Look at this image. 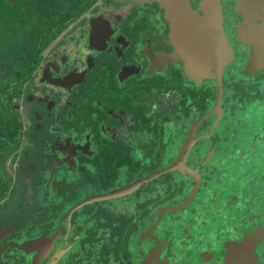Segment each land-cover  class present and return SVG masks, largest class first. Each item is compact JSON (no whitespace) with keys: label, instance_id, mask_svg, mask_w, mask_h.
Instances as JSON below:
<instances>
[{"label":"flooded vegetation","instance_id":"af4514ba","mask_svg":"<svg viewBox=\"0 0 264 264\" xmlns=\"http://www.w3.org/2000/svg\"><path fill=\"white\" fill-rule=\"evenodd\" d=\"M125 1L130 3V10L124 8L126 11L123 9L122 11L125 13L121 15L118 12L121 8L118 7L116 11L111 10V12H118L112 13L113 15L125 17L134 10L138 11V14H143L140 10L154 9L159 19L161 18L158 32L151 35L150 28L145 27L146 24L141 21L144 16L140 15L139 22L133 19L130 23L133 26L132 31L136 28L140 32L138 35L136 34L137 41L129 39L124 32L119 30L120 26H124V24L112 22L111 19L114 16H108L105 13L108 11H103L104 15L89 16L88 24H81L80 38L85 42L86 47L93 51L87 54L81 53L80 57L83 56V59L79 57L74 66L70 67V63L64 56V54H68L64 52V49H60L57 52L61 57L60 65L49 63L51 60L49 59L45 60L47 63L43 61L40 67L42 81L40 83L54 87L56 89L54 94L57 93L54 96L50 92H41L40 98L47 101V108L56 110L57 117L63 124H59L58 132H54L55 136L49 138L48 142L44 144L45 151L35 156L36 165L33 173L35 171L40 173L36 174L38 178H35L34 174L30 181L33 186L37 187V190H40L39 193L47 192L48 198L54 197V194L57 193L56 187L60 190V196L40 202V205L35 207L32 205V193L35 192V189L31 187L33 190L31 198L24 201L23 206L26 211L21 208V214H13L15 208L19 209L14 205V201H0L1 260L6 264H113V259L108 263V231L114 234V227L108 225V217L96 221L92 214L90 218V213L85 211L90 204L78 208L70 215L71 210L88 199L73 195L75 187L66 189L68 184L72 179L83 176L82 173L85 169L90 168L97 172L98 149H101V145L108 141L114 143L116 147L110 151L105 148L108 154H120L123 149L119 145L124 142L139 146L145 145L146 153L139 152L137 154H145L151 158L157 154L158 159H167L165 149L158 144L157 148L155 146L160 139V132L151 133L149 136L147 134L149 127L159 124L160 120L163 123L172 121L171 126L175 127L172 136L175 139L171 143L176 142L179 148L175 155L168 158L173 160L169 164L171 165L177 159L193 122L198 123L205 117L200 125L197 124L195 136L197 141L187 157V165L198 170L201 177V186L195 200L185 209L167 213L166 210L170 207H177L187 200L194 186V179L188 174L184 175L175 171L151 181L153 183L170 175L173 177L170 182L177 186L174 190L178 192V195L167 203L152 202L147 206V210L151 207L154 210L147 212L146 216L144 210L140 214L137 213L138 218L135 224H138V228L134 229V234L129 239L130 247H127L131 254L130 261L124 262V264H227L229 245L244 248V259L240 254L236 255V259L235 255L230 253V257L234 261L240 260L245 264V260L252 256V258L258 259L259 264H264V232L257 229L259 227L252 225L245 217L243 218L240 215L241 209L234 208L237 186L239 187L238 181L235 180H240L239 177L235 178L233 175V179L229 180H234V183H230L222 174L217 176L211 169L212 163L216 159L227 160L235 156L237 159L245 160L260 158L264 155V122L259 126V132L251 134L252 137H250L249 128L256 126L252 123L247 124L249 118L246 121L245 111H243L246 105L241 106L240 99H238V103H236L237 100H233L231 103V99L238 92L230 93L228 88V83L233 84L236 88L243 84L244 89L247 87L245 83L250 82V85L254 82L257 83L255 90L258 89L262 99L258 104H250L247 109L251 110L255 106L256 108L264 107V63L262 60L260 66L257 65L255 72L246 73L252 49L250 45L240 41V31L237 25L243 22L244 18L237 8V0H221L225 33L230 45L237 53V59L227 66L222 78V114L218 125L219 114L211 113L218 96L217 82L209 78L199 83L191 80L186 75L183 62L171 61L176 47L170 40L171 24L165 18V11L157 3L137 5L133 1ZM200 1L191 0L192 7L197 8ZM257 1L262 6L257 11L261 17L257 19V24L264 26V0ZM95 22L96 25H94ZM73 40L71 38L68 41L70 43ZM50 56L52 58L53 55ZM94 72H99V75L93 76ZM101 78H105L107 83H112V87L108 89L111 100L108 105L101 99L96 100L92 93H89L91 89H88V85L98 80L101 81ZM151 78H156L160 85L152 87L153 82L147 81ZM177 78L183 80V84L178 83ZM54 80H57L56 85L53 84ZM115 85L120 87L121 103L113 94ZM143 85L147 88H142ZM173 86L175 87L173 88ZM195 90H199L201 98L206 100V105L201 103L200 108L192 106V96ZM210 92L215 96V102L209 107ZM255 93L257 96V92ZM57 95L65 100L58 97L56 99ZM171 96H174L175 100H179L177 105H173V112H175L173 114L170 112L169 103L167 105L168 112H164V109L161 110L163 100ZM100 102L102 111L100 116L103 113L104 120H98L100 126L95 130V133L85 131L82 134L85 126H88L86 129L91 131L89 124L96 123L98 117L87 115L86 111L92 110L96 104L100 105ZM60 106L64 109V115L59 112ZM230 106L234 108L231 109L232 112ZM70 108H76V111L72 114ZM235 111L240 118L237 119V115L232 117L231 114ZM180 113L181 119L185 114V120L177 121L178 118L174 120L175 116ZM259 114L261 119L264 118L263 109ZM170 116H173L171 120ZM87 119L90 122H86ZM215 125L216 127L211 132ZM69 127H72V131L68 130ZM243 128H247L245 135L251 139L249 147L240 139L236 140L234 144V141L227 140V134H223L224 130L230 129H233L236 134ZM24 144L32 146L27 141ZM31 162L33 161L21 162L19 157L14 165L20 164L22 169H26L23 165ZM165 168L153 171L160 172ZM222 173L226 174L224 168ZM259 174H257L258 177ZM241 176L247 177V174H241ZM216 177H218V183H216ZM262 177L261 183L264 184V172H262ZM17 181L21 183L22 179H17L16 184ZM151 182L142 185L137 191L126 197L112 201L124 202L137 198V195L144 191L145 186ZM41 183L43 184L41 185ZM182 192L185 193L182 194ZM201 194L207 197V201L202 204L199 203ZM226 196L228 202L224 206V212H219L214 217L212 214L210 215L207 203L218 205L221 203L219 198H222L223 202ZM136 201H140V199L137 198ZM99 202L104 207L108 205L107 200ZM229 202L231 203L228 204ZM198 206L200 211L197 210ZM126 207L127 205H123V208ZM262 209H264V205ZM25 212H28L27 218H21ZM126 212L127 210H124L122 214ZM86 213L88 216H85ZM253 215L250 214V216ZM118 221L121 219L117 218L115 223L114 220L111 223L113 226L120 227L121 222ZM210 222L217 223L215 231L210 229L211 227L209 229L206 227ZM205 227L206 229L203 231L202 229ZM254 229H257V232H253ZM97 238H101V244L97 243ZM88 241L89 244L86 247L88 250L84 248L82 251V243ZM24 245L29 246L24 249ZM250 246L253 251L250 250ZM114 248L112 247L111 250ZM221 253H225L224 256H221ZM151 254L152 256H150Z\"/></svg>","mask_w":264,"mask_h":264},{"label":"rangeland","instance_id":"374dc122","mask_svg":"<svg viewBox=\"0 0 264 264\" xmlns=\"http://www.w3.org/2000/svg\"><path fill=\"white\" fill-rule=\"evenodd\" d=\"M123 6V8H122ZM98 10L97 13L99 15H104L102 12L104 11H108L105 12L106 14H108V16L113 15L112 13H118L121 15H124L123 13H125L124 11H122L124 8H127L130 10V3H128L125 0H100L98 2V4H96L95 6ZM93 7L90 12L83 18L79 19L76 23H74L73 25H71L65 32L63 31L62 34H60V36H58L57 41L51 46V48L46 52L45 54V60H49V63L51 64H57L60 65L61 62V57H59L57 54V52L60 49H64L65 53L68 55L64 56L67 58L68 63H70V67H73L74 64L76 63V61L79 59L81 53H89L91 50L90 48L86 47L85 42L80 38V34H81V24L82 23H87L89 22V16H93V12L94 8ZM120 7V11L118 12H111V10L116 11V8ZM126 11V9H124ZM133 10V9H132ZM143 14H138V11L134 10L131 11L130 14H128L127 16H118L116 17L115 15H113L114 17L111 19L112 22L114 23H120L124 24V26H120L119 30L121 32H124L126 37L132 40H136V34L138 35L140 32L138 29L134 28V31H132V27L130 25V23L133 21V19L137 22H139L140 20H138V17L140 15L144 16L143 18H141V21H144V24H146L145 27H149L150 30L149 32H151V35H154L158 32L159 30V25L161 23V18L159 19V17L156 15L155 10L153 9H145V10H140ZM98 16V15H97ZM133 17V18H132ZM87 19V20H85ZM85 25V24H83ZM94 25H96V22L94 23ZM79 26V27H78ZM78 27V28H77ZM136 29V31H135ZM71 38H73V42H70L68 40H70ZM57 47V50H54L53 48ZM84 49V51H83ZM54 50V51H53ZM53 51V52H52ZM54 53V54H53ZM53 55L52 58H50ZM81 59H83V56L80 57ZM45 63H47L45 61ZM83 69V67H82ZM81 69V70H82ZM99 75V72H94L93 76ZM264 78V77H263ZM148 82H153L151 85L153 87V85L155 86H159L160 83H157L156 78L155 79H149L147 80ZM54 83L57 82V80L53 81ZM177 82L183 84V80L181 81L179 78H177ZM157 83V84H156ZM255 84L257 83H253L250 85V82L245 83V85L247 87H245V89L242 87V85H239L240 87L236 88L233 84L228 83L229 85V91L230 93H237L238 91H240L239 93H241V95H243V100L240 103L241 106H245V119L246 121L249 118V121L247 124L252 123L254 124L256 127H250L248 130V134L251 136V134L255 133V132H259V126L261 124H263L264 122V118L261 119L260 117V110H264L263 108H256V106L254 108H251V110L247 109V107L249 108L250 104L256 103L258 104L259 101H261V97L262 95L258 93V89L255 90V88L257 87ZM106 85L111 88L112 87V83L110 82H106L102 81L100 82V86H105ZM39 87V86H38ZM119 86L115 85L113 86V94L115 96H117L118 101L121 103L122 102V97H121V92L119 91ZM142 88H147L145 85L142 86ZM227 88V86H226ZM117 91H114V90ZM37 90H39L37 88ZM40 90L44 91V93H48L50 92L52 95H56L54 94V91L56 92V89L52 86L49 85H41ZM257 92V96L256 93ZM59 93V92H58ZM61 94V93H60ZM238 94H236L234 96V98L231 99V103L233 102V100L236 101V96ZM101 96V95H100ZM61 98L58 95L56 96V99ZM239 97V95H238ZM63 99V98H61ZM65 100V99H63ZM105 101L110 102L111 100L109 99V95L108 97L106 96V98H104ZM164 102L161 104V110L164 109V112L167 111V105L168 103L170 104V112L171 114L175 113L173 112V105H177L179 103V100L177 101V99H174V96L168 97L166 99L163 100ZM230 103V102H229ZM100 107H101V102L100 105L96 104L95 107L90 110V111H86L87 115L91 114L93 117H97L100 116ZM61 112L62 115H64V109L62 106H60L58 108ZM234 109L231 108L230 106V110ZM70 110L72 111V114L76 111V108H70ZM237 111V108H236ZM235 112H233L232 117L236 116L237 119L240 118V116H238V114ZM168 112V111H167ZM232 112V110H231ZM181 114V113H180ZM257 114V115H256ZM85 115V114H84ZM179 114H177L178 116ZM181 118V116H179ZM171 118H173V116H170V120ZM178 118V117H177ZM252 121V122H250ZM172 121L170 122H165L163 123L162 120H160V123L156 124L155 126H150L149 127V132L147 133L148 136L153 133H159L160 132V139L158 141V143L155 144L156 148H157V144L162 147L163 149H165V153H166V158H160L158 159V155L156 154L154 158H151L149 156H146L145 154H137V153H146L145 150V145L143 146H139L136 144H129V143H121L119 146L123 149V151L120 154H116V155H112L111 153L108 154V152H104L102 154L101 159L104 161V163H102V165H98V172H95L93 169L90 170L89 169H85L82 173L83 176H81L80 178L76 179H72L71 182L68 184L69 186L66 189H70L71 187H75V191L73 193V195L75 196H81V198H86V199H90L94 196L97 195H102V194H106L109 193L113 190H117L120 189L128 184H131L137 180H140L144 177H146L147 175H149V173H154L156 171L153 170H158L161 168H165L167 167L173 160L168 159L169 157L175 155L176 151L179 148V145H177L176 142L171 143L175 138H173V133L175 127L171 126ZM170 124V127H169ZM258 127V128H257ZM247 128H243L239 130V133L235 134V131L233 129L230 130H224L223 134H227V140L229 141H234V144L236 143V140L238 141V139H240L241 141L245 142V145L249 147L250 145V141L251 139L245 135ZM58 132V130L56 131ZM238 136V137H237ZM171 143V144H170ZM34 144V143H33ZM170 144V145H169ZM244 144V143H243ZM37 145H39L37 143ZM36 146V145H33ZM26 147V146H24ZM116 147L114 145V143H111L110 141H108V150H114ZM156 148H154L156 150ZM100 151V150H99ZM105 156V157H103ZM105 159V160H104ZM38 160V158H37ZM25 161H33L29 164H24L23 166L26 167V169H22V166L19 165H14L11 167H9V174L11 175L13 181H12V185L10 186V190H12L13 188H21V185L16 184V180L21 178L22 179V183H25V187L22 189V193L26 195L27 199L31 198V193H32V189L31 187H33L35 189V192L32 193V201H33V206L38 207L40 205V202H46L49 199H56L58 197V195L60 196V190L57 189L56 187V194H54V197H47L48 193L47 192H42L39 193L40 190H37L36 186H33L31 184L30 178L33 177V175L40 173L39 171H35L33 173V171L35 170V165H36V158H29ZM97 161V160H96ZM98 163V161H97ZM38 165H40V163H38ZM225 169V173H222V169ZM211 169L213 170L214 174L219 176V175H223L227 181H229L230 183H234V180H229V179H233V175L239 177L240 180L236 179L235 181H238L239 187L237 186V198L235 199V203H234V208H238L241 209L240 210V215L244 218H246L252 225H255L257 227H259L262 232H264L263 229V225H264V209L263 205H264V184L261 183L260 178L257 176L258 173L264 172V155L263 157L260 158H248L245 160L242 159H237L235 158V156H233V158H229L227 160H222V159H216L213 163H212V167ZM40 170V169H39ZM227 170V171H226ZM33 173V174H32ZM90 174V175H89ZM241 174H247L246 176H241ZM167 177V178H166ZM221 178V176H220ZM173 177H171L170 175L165 176L164 178H162L161 180H157L154 181L153 183L151 182L149 185L145 186L144 191H142L141 193H139L137 195V198L140 199V201H136L137 198H133L132 200H127V201H108V205L106 207H104L102 205V203L100 202H96L95 204H90L86 207L87 212L90 213V218L92 217V214L95 216L96 221H100V220H104L105 218L108 217V225L110 227H114L115 231H114V235L116 236L117 239V244H116V248H114L115 253H117V249H118V254L116 257H118L117 261H113V264H124V262H129L130 261V252L128 250L129 246V239L133 236L134 234V229L138 228V224H135L138 216L137 213H141L143 210L145 211V216L147 214V212H150L152 210H154L153 207H151L149 210H147V206L150 205L152 202L154 201H158L160 200V203H167L169 202V200L175 198L178 195V192L174 190L175 188V184L171 183L170 180H172ZM216 183H218V177H216ZM106 180V181H105ZM263 180V177H262ZM252 181V184H250V182ZM31 184V185H30ZM43 183H41L42 185ZM59 184V183H58ZM57 184V185H58ZM165 187V188H163ZM217 188H219L218 186H216ZM177 188V186H176ZM174 190V191H173ZM250 191V192H249ZM185 192H182V194ZM249 194V196H248ZM228 196V195H227ZM224 198V201L222 202V198H219L220 200V204L218 205H210L209 203H207V208L209 210V214L213 215H217L219 212L223 213L224 212V206L226 205V203L228 202V197ZM9 199H5L4 201L8 200L11 201ZM159 199V200H157ZM74 200V199H73ZM200 200L201 202H199L200 204H202L203 202L207 201V197L205 195L200 196ZM14 201V205L19 207L14 209V213L13 214H21V208H23L25 211V206L22 205L21 202H18L17 200H12ZM231 202H229L228 204H230ZM123 205H127L126 208H123ZM44 205L42 204V207ZM199 208V206H198ZM124 210H127V212L125 214H122ZM197 210H201L200 208ZM129 211V214H127ZM61 212V211H60ZM28 212L23 213L21 218H27L26 214ZM254 214L253 216H250V214ZM1 214V211H0ZM131 214V217H129V215ZM132 214L133 217H132ZM85 216H88V214L86 213ZM220 216V215H219ZM262 216V217H260ZM119 218L121 219V226L117 227V226H113L112 225V221L114 220V223L116 221V219ZM206 227L209 229H212L213 231H215L216 227H217V223L216 222H210L208 223V225H206ZM203 228L202 230L204 231ZM104 228V227H103ZM257 228V229H259ZM256 229V230H257ZM209 231V230H208ZM206 231V232H208ZM255 231V229L253 230V232ZM101 238H97V243L101 244L102 242L100 241ZM106 240V239H105ZM126 241V242H125ZM89 244L88 242H83L82 243V251L88 250V248H86ZM81 245V244H80ZM120 245V247H119ZM126 245V246H125ZM100 247V245L98 246V248ZM128 247V248H127ZM125 248V250H124ZM109 251V250H108ZM113 252V254H115ZM124 253V254H122ZM203 262V261H202ZM110 263V262H109Z\"/></svg>","mask_w":264,"mask_h":264},{"label":"trees","instance_id":"16d2710c","mask_svg":"<svg viewBox=\"0 0 264 264\" xmlns=\"http://www.w3.org/2000/svg\"><path fill=\"white\" fill-rule=\"evenodd\" d=\"M99 1L0 0V201L12 198L10 200H17L23 205L27 200L26 195L22 193L25 186L17 181V186L21 185V188L10 190L13 179L8 169L11 165L14 166L19 157L23 162L45 151L44 144L55 136L54 132L59 129V124H63L57 117L56 110L47 108V101L40 98V93L44 92L40 90L43 85L40 83V67L45 54L63 31L85 17ZM98 9L94 8V15L98 14ZM53 49L57 50V47ZM99 81L88 85V89H91L89 93H92L96 100L101 99L108 105L104 100L108 97V86L99 87L105 78ZM239 92L236 103L239 102L238 99L243 100V95ZM192 99L194 108H200L201 103L206 105V100L201 98L199 90L193 92ZM214 102L215 96L210 92L209 107ZM179 116L181 114L176 115L174 120L177 117V121L186 118L185 114L182 119ZM98 120H104L103 113L97 117L96 123L89 124L91 131L85 126L82 134L85 131L95 133L100 126ZM86 122L90 120L87 119ZM68 130L72 131V127ZM26 141L32 146L24 147ZM105 148H108L106 142L98 149L97 165L104 163L101 152L104 153ZM34 177L38 178V175Z\"/></svg>","mask_w":264,"mask_h":264},{"label":"water","instance_id":"95a60500","mask_svg":"<svg viewBox=\"0 0 264 264\" xmlns=\"http://www.w3.org/2000/svg\"><path fill=\"white\" fill-rule=\"evenodd\" d=\"M132 1L137 5L157 3L165 11V18L171 24L170 40L176 47L171 61L183 62L186 75L191 80L199 83L209 78L217 82L218 96L211 113L219 114L218 125L222 114V78L227 66L237 59V53L230 45L225 33L221 0H201L197 8L192 7L191 0ZM260 6L261 3L257 0H237V8L244 18L243 22L237 25L240 31V41L250 45L252 49L247 74L255 72L257 65L260 66L262 60L264 63V26L257 24V19L261 18L257 14ZM53 84L56 85L57 82ZM204 119H201L198 123L193 122L191 131L183 143L177 159L167 168L160 172H154L129 186L94 196L71 210L70 215L78 208L87 204L106 200H118L126 197L137 191L142 185L175 171L192 176L194 186L184 203L177 207H170L166 212L175 213L187 208L195 200L201 186L199 171L187 165V157L197 141L195 137L197 124L200 125ZM215 127L216 125L211 129V132ZM28 246L24 245L23 248L27 249ZM229 247L227 264H244L242 261L237 260V262L230 257L231 254H234L236 257L240 253L241 258L244 259V248L231 245ZM224 254L221 253V256H224ZM246 260L247 264H259L258 259L252 258V256H249ZM0 264H6L1 260V257Z\"/></svg>","mask_w":264,"mask_h":264},{"label":"crops","instance_id":"0c3cea01","mask_svg":"<svg viewBox=\"0 0 264 264\" xmlns=\"http://www.w3.org/2000/svg\"><path fill=\"white\" fill-rule=\"evenodd\" d=\"M259 178H260V181L262 180V175H261V173L259 174ZM260 229V228H259ZM256 231V230H255ZM112 235V236H111ZM126 242V241H125ZM116 244H117V239H116V237H115V235L114 234H111L110 233V231H108V263L109 262H111L112 260L111 259H113V261H117L118 260V257H116L117 256V254H118V249H117V253H115V250H111L112 249V247H115L116 248ZM126 246V245H125ZM130 246V245H129ZM119 247H120V245H119ZM124 250H125V248H124ZM130 251L133 253V251H132V249L130 248ZM113 252L115 253V254H113ZM122 254H124V253H122ZM238 254V253H237ZM240 254V253H239ZM207 258H209L208 256H207Z\"/></svg>","mask_w":264,"mask_h":264},{"label":"bare ground","instance_id":"6f19581e","mask_svg":"<svg viewBox=\"0 0 264 264\" xmlns=\"http://www.w3.org/2000/svg\"><path fill=\"white\" fill-rule=\"evenodd\" d=\"M245 264H247V263H245Z\"/></svg>","mask_w":264,"mask_h":264}]
</instances>
